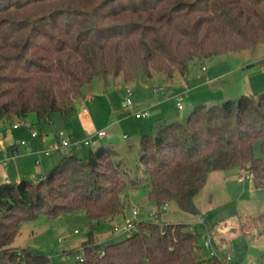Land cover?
<instances>
[{
  "label": "trees",
  "instance_id": "16d2710c",
  "mask_svg": "<svg viewBox=\"0 0 264 264\" xmlns=\"http://www.w3.org/2000/svg\"><path fill=\"white\" fill-rule=\"evenodd\" d=\"M263 42L264 0H0V121L31 112L38 120L55 112L70 117L96 77L187 75L195 58ZM256 141L264 154V92L199 104L185 121L159 124L141 143L150 200L194 213L191 204L216 170L245 169L264 187ZM126 174L114 151L101 145L86 158L63 154L38 182L0 183V264L49 262L47 254L12 246L22 222L76 210L90 221L76 264L227 263L226 253L204 255L197 224L162 227L143 218L133 235L97 242L95 225L124 213ZM139 183L140 177L131 181ZM263 218L249 222L261 233Z\"/></svg>",
  "mask_w": 264,
  "mask_h": 264
},
{
  "label": "rangeland",
  "instance_id": "374dc122",
  "mask_svg": "<svg viewBox=\"0 0 264 264\" xmlns=\"http://www.w3.org/2000/svg\"><path fill=\"white\" fill-rule=\"evenodd\" d=\"M262 64H264V42L238 52L214 55L204 59L195 58L190 63L186 79L180 80L178 85L180 92L183 91L185 85L188 89L190 88L186 97L180 96V102L185 108L179 110L178 100L172 97V93L170 96V91L166 90L169 92V96L159 105L150 107L149 115L142 118L135 116V113L143 108V104L137 105V92L142 88L141 82H139L140 84L138 82L127 84L128 82L124 80L123 76L116 78L117 75L114 74L96 77L92 82L94 90H96L95 95H92L93 99L88 102L83 100V95L78 97L75 103L76 110L72 116L78 115L83 108L89 109L97 126L105 128L102 130L106 131L107 136L97 141L92 138V144L89 146L69 147L61 152L51 151L53 135L49 137V141L43 142V137L47 138V134L51 133L45 129L46 122L39 121L36 113L31 112L27 117L18 121L20 129L13 130L14 142L20 145L26 141L28 145L22 146V151L18 153L12 152L11 144L9 145L12 159L8 163L6 172L0 167V182L4 172L10 181L29 179L38 182L43 174L46 176L60 163L63 154L74 152L78 157L86 158L91 150L98 148V142H100V144L117 151V154H114V159L127 172L128 188L123 193V199L126 203L124 209L126 217L121 215V218L115 222L106 220L96 224L97 242L103 243L109 239L119 240L125 237L126 235L113 231V225L123 223L132 216L133 209L140 207L144 217H147L149 211L160 210L161 215L154 220L162 227L166 225L165 222L195 224L198 215L203 217L204 223L197 224V230L200 234V244L204 255L207 257L209 250L205 247V237L209 235V232H213L214 228H218L215 234L211 233V236L216 249L218 245L224 244V249L220 252L230 256V260H227L226 264H264V233L249 223L250 221L256 222V220L259 222V219L264 217V187L257 188L252 177L239 181L238 169L216 170L209 175L206 185L194 199L196 212L185 211L175 202H170L167 208L163 209L158 207L148 196L150 179L142 171L140 157L143 134L155 131L156 125L161 122L164 123L168 120L185 121L195 106L203 104V102L209 106L221 103L227 98H239L241 90L238 89L237 92V82L242 85L241 81H244V75L252 73L255 78L250 79L249 76L248 80H251V83L256 87V82L262 81L258 78H264V70L261 69ZM203 66L206 68L203 69ZM157 73L152 72V74ZM175 73L178 74V71ZM215 76L219 77L215 85H207L199 90H196L198 87L194 89L204 79H212ZM154 83L155 81L150 82L148 84L150 88L146 89V94L149 93L152 98L154 97ZM127 85L133 90V104L130 107L124 105L127 93L126 88H122ZM217 88L221 91H217ZM222 91L226 93V97H219L224 93ZM211 92L214 94L210 99H195L200 96L199 94L207 97L211 95ZM27 122L34 123L32 129L26 126ZM112 123L114 128L107 130ZM12 127L13 123L0 122V141L2 144L7 143L5 139L8 136L7 129ZM71 128L70 124H66L60 130L69 132ZM33 131L40 134L38 138H32ZM124 134L127 136L124 137ZM26 146L31 147V152L27 151ZM254 153L257 158L264 157L260 141L255 142ZM39 169L41 171H38ZM137 177H140V183L133 186L131 181ZM89 225L87 213L82 210L57 217L43 213L34 219H27L22 222L20 232L12 246L17 249L47 254L50 261L43 264H76L77 256L83 255L82 246L87 239Z\"/></svg>",
  "mask_w": 264,
  "mask_h": 264
},
{
  "label": "crops",
  "instance_id": "0c3cea01",
  "mask_svg": "<svg viewBox=\"0 0 264 264\" xmlns=\"http://www.w3.org/2000/svg\"><path fill=\"white\" fill-rule=\"evenodd\" d=\"M250 66H247V67H250ZM263 66H264V64H262V66H261V69L262 70H264L263 69ZM204 67L205 66H203V68ZM120 76H123V75L122 74H119V75H117L115 77L116 78H119ZM249 76H250V79H252V77L255 78V76L252 73H248L246 76L244 75V81H241L242 82V85L240 84V82H237V85H236L237 92H238V89H240L241 90V94L240 95H242V94H250V95H253L254 97H258L262 92H264V78H258L259 80H262V81L256 82L257 85L255 87L251 83V80L250 81L248 80ZM184 79H186V75H181L179 72H178V74L175 73L172 77H169V76H167L165 74H158L157 73V74H151V76H149V77H144L142 75H139L134 81L128 82L127 84H131V83H134L135 84L137 82H138V84H140L139 82H141L142 84H144V85L141 84V87L142 88L140 89V91L137 92V95H138L137 105H142L143 104V108L142 109L148 108L150 110V107L153 108L154 106L159 105L165 98H167L169 96V94H168L169 92H167L168 90L170 91V96H171V93L173 94L172 97H175L176 98V96L180 95V93H182V92H180L178 90V85H179L180 80H184ZM218 80H219V77H217V76L212 77V79H209V78L204 79V81H201V84L200 85L197 84L194 87V89H196L198 87L196 90H199L202 87H205L207 85L213 86V85H215L217 83ZM154 81H155V83L153 85L154 97L152 98L149 95V93L146 94V89H149L150 86L148 84L150 82H154ZM92 82L90 84L86 85L84 87V89H83V91H84L83 100L88 101V102L93 99V96L92 95H95V91H96V90H94V86L92 85L93 84ZM127 87H129V85L123 87L122 89H125ZM156 87H158V88L160 87L161 92H156L155 91V88ZM218 90L221 91V89L217 88V91ZM202 91H205V90H202ZM257 91H258V93H257ZM189 92H190V88H189V90H188V92L186 94L181 95V96L186 97ZM222 92H224V91H222ZM199 93H200V91H199ZM224 93H222V95H220L219 97H226L225 96L226 93L225 94ZM213 94L214 93L211 92V95H208L207 97L205 95L204 96H201L203 94H199L200 96H197L195 99H205V100H206V98L207 99L208 98L210 99V97ZM205 100H199V101H205ZM203 104H205V103L203 102ZM178 109H179V107H178ZM183 109H179V110H183ZM72 115L70 117H66L63 114H61L60 112H55L49 118L39 120V121L46 122V128L45 129H46L47 132L49 131V133H51V134H47L48 135L47 138L46 137H43V139H42L43 142L49 141V139H50L49 137H51V135H53L52 143L54 141H56L58 139V137H57L58 136V133L61 131L60 130L61 127L66 126V124H70V127H72L69 130V132H66V135L67 136H73L74 138L91 137V138H93L96 141L98 139L99 140L100 139L102 140L103 137L107 136V134H105V136H101V137L97 135V133L99 131H101L102 129H105V128H101L99 125L97 126L96 120L94 119V117H93L92 113L89 111V109L83 108V110L78 115H75L74 117ZM19 120L20 119H18L17 117H14V118L9 119V120L8 119L7 120L6 119H3L1 121H5L6 123H13V124L18 123L19 124V122H18ZM168 121H170V120H168ZM33 124L34 123H32V122H27L26 123V126L29 129H32ZM158 125L159 124H157L156 126H158ZM113 128H114V124L112 123L108 127L107 130H112ZM14 129H20V125L17 128H13V127L12 128H8L7 129L8 136H6V138H5L7 143L5 142L6 144L4 145V143L2 144V142H1L3 152L6 153L5 155L7 157H9L7 164H1L0 165L1 169L3 171H5V172L7 170V166H8L9 161L12 159L10 157V146L9 145L11 144V150L14 153L15 152L18 153L19 151H22L21 150V147L22 146H25V145H28L27 142H26V144H20V145L17 144L16 142H14V133H13V130ZM39 135H40L39 133H38L37 136H33L32 135V138H38ZM125 135H127V134H124V137H125ZM77 136H82V137H77ZM101 145H104V144H100V142H98V147H100ZM26 149H27L28 152H31V150H32L30 146H26ZM51 151L61 152V150H51ZM113 151H114V154L115 153L117 154V151H115V150H113ZM13 158H15V157H13ZM238 170H239V173H240L239 181H241L240 177H241V171H242V169H238ZM38 171H41V170L39 169ZM5 172L3 173L2 181L0 183H2V182L5 181V176H7V174ZM213 172H211V174ZM43 176H45V174H43L42 177ZM121 215H123L124 218L126 217L125 213H123V214H120V215L115 216L113 219H108V221L115 222V221L119 220V218H121L120 217ZM217 229L218 228H214L213 229V232H211V233L215 234V232H216ZM223 245H218L217 246V251H218L219 254H221L220 250H223L224 249V246Z\"/></svg>",
  "mask_w": 264,
  "mask_h": 264
},
{
  "label": "built area",
  "instance_id": "2783aa9c",
  "mask_svg": "<svg viewBox=\"0 0 264 264\" xmlns=\"http://www.w3.org/2000/svg\"><path fill=\"white\" fill-rule=\"evenodd\" d=\"M206 67H204L203 69H205ZM264 69V66H263ZM188 87L187 85L184 86L182 93H180V95L176 96V99L178 100V107L179 109H183L184 105L180 102V96L184 95L188 92ZM156 92H161V89L156 87L155 88ZM126 99L124 101V105L127 107H130L133 104V100H132V95H133V90L130 87L126 88ZM150 110L148 108L142 109L138 112L135 113V116L137 118H142L145 117L147 115H149ZM19 126L18 123L13 124V128H17ZM106 131L101 130L97 133L98 136H105ZM33 136H37L38 132L37 131H33L32 132ZM127 135H125L126 137ZM58 139L56 141H54L50 147V150H61L64 151V149L68 148V147H80L82 145H91L92 144V138L91 137H84V138H74L73 136H67L65 131H60L58 133ZM22 144H26V141H23ZM6 153L3 152L2 149V145H1V141H0V165L1 164H7L9 157H7L5 155ZM45 178V176L41 177L39 180ZM245 178H250V175L248 174V172L245 169H242L241 171V180H244ZM21 179H18L17 181H20ZM10 179L5 176V182H9ZM168 206V203H165L164 205H162L163 209H166ZM161 215V211L160 210H156V211H149L147 213V217H144V214L142 212V209L140 207H137L135 209H133L132 211V216L130 218H127L123 223H116L113 225V231L115 232H119L122 233L126 236H131L133 235L135 232L138 231V223L143 219H149V220H153L158 218ZM204 222V218L201 216H197L196 219V223L194 224H190L191 228L193 229V227L196 224H201ZM78 232V231H77ZM164 233V230H163ZM206 241H205V247L209 250V254L210 256H214L217 255V249L214 245L213 242V237L211 236V233L209 232V235L205 237ZM63 242V241H62ZM78 260H83V255L79 254L77 256ZM227 260H230V256L227 254Z\"/></svg>",
  "mask_w": 264,
  "mask_h": 264
},
{
  "label": "water",
  "instance_id": "95a60500",
  "mask_svg": "<svg viewBox=\"0 0 264 264\" xmlns=\"http://www.w3.org/2000/svg\"><path fill=\"white\" fill-rule=\"evenodd\" d=\"M191 206L194 207L195 206L194 203H192Z\"/></svg>",
  "mask_w": 264,
  "mask_h": 264
}]
</instances>
